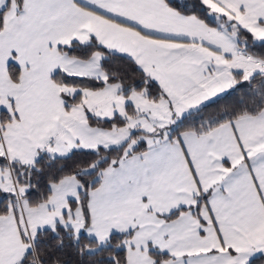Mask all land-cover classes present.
I'll use <instances>...</instances> for the list:
<instances>
[{
	"label": "snow or ice",
	"instance_id": "1",
	"mask_svg": "<svg viewBox=\"0 0 264 264\" xmlns=\"http://www.w3.org/2000/svg\"><path fill=\"white\" fill-rule=\"evenodd\" d=\"M0 264H264V0H0Z\"/></svg>",
	"mask_w": 264,
	"mask_h": 264
}]
</instances>
